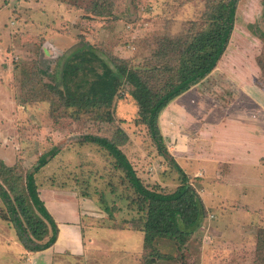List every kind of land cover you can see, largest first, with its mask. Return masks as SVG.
I'll use <instances>...</instances> for the list:
<instances>
[{"label": "rangeland", "instance_id": "374dc122", "mask_svg": "<svg viewBox=\"0 0 264 264\" xmlns=\"http://www.w3.org/2000/svg\"><path fill=\"white\" fill-rule=\"evenodd\" d=\"M214 2L1 0L0 42L12 65V80L11 95L0 93V183L11 197L6 201L0 196V264H23L26 258L28 250L20 239L15 214L20 212L16 201L20 195L39 215L26 188L30 174H34L39 197L43 185L74 189L82 201L81 211L93 227L87 236L96 237L102 246L94 256L63 264L146 263L144 234L135 230L139 213L130 207L135 189L126 173L116 167L105 141L118 145L147 190L172 195L187 178L206 204V218L191 240L182 248L173 241L159 240L154 264H264V236H258L264 231V192L258 205L250 181L254 178L237 175L236 183L249 188L226 192L230 177L224 166L218 169L212 163V153L213 158L198 163L182 160V168L176 160L179 153L186 152L185 140L194 149L200 147L208 159L209 152L202 149L210 146L214 123L222 117L225 121L241 107L253 108L254 104L237 92L236 74L247 70L264 73V0H238L229 43L228 55L235 60L230 73L220 67L201 84L192 95V101L201 102L200 108L184 100L190 104L187 108L161 119L168 130L165 143L140 120L131 95L133 87L127 83L111 107L87 112L66 108L51 90L57 84L55 77L61 83L57 71L61 58L82 46L94 47L105 57L124 59L141 70L161 67L158 79L152 80L158 87L168 76L164 68L177 62L174 51L162 54L163 42H184L205 29ZM219 133L223 148L230 150L232 145L227 142L232 135ZM218 148L222 150V145ZM11 186L16 187L15 192ZM242 210L247 212L242 214L240 227L229 217L236 218ZM52 233L49 227V235L41 243Z\"/></svg>", "mask_w": 264, "mask_h": 264}, {"label": "trees", "instance_id": "16d2710c", "mask_svg": "<svg viewBox=\"0 0 264 264\" xmlns=\"http://www.w3.org/2000/svg\"><path fill=\"white\" fill-rule=\"evenodd\" d=\"M237 3L238 0H215L209 6L205 29L194 33L184 42L180 39H169L168 43L166 39L163 42L162 54L174 51L177 62L175 66L167 65L164 68L168 76L162 78L158 87L152 85V80L158 79L161 67L141 70L130 66L124 59L105 57L94 47L82 46L61 58L57 69L61 83L55 77L57 84L52 85L51 90L66 108L87 112L111 107L127 83L133 87L131 95L139 108L140 120L163 141L158 125L162 111L217 68L230 43ZM105 142L104 147L116 159V167L126 173L135 189L136 197L130 203V207L136 208L139 213L135 230L144 234V248L147 251L145 264H154L152 259L159 255L158 241L167 239L180 248L184 247L201 228L206 218V205L199 193L186 182L187 178L172 195L147 190L118 145L113 141ZM26 183L32 206L39 215L34 214L31 206L19 195L16 201L20 212L17 215L14 210L15 221L20 239L28 252L42 251L55 243L58 228L39 197L34 174L27 176ZM15 191L16 187L11 186V192ZM0 196L6 201L11 200L1 183ZM49 227L52 236L47 242L41 243L49 235ZM263 233L258 235L259 238L264 236Z\"/></svg>", "mask_w": 264, "mask_h": 264}, {"label": "crops", "instance_id": "0c3cea01", "mask_svg": "<svg viewBox=\"0 0 264 264\" xmlns=\"http://www.w3.org/2000/svg\"><path fill=\"white\" fill-rule=\"evenodd\" d=\"M2 10L3 6L0 7V12ZM1 34L2 32L0 31V35ZM230 48L231 46L229 45L219 61L217 68L209 76L197 85L193 86L189 91L173 100L162 111L159 117L158 125L164 143L167 133L166 131L168 130H166L162 125L161 119H166V116L169 115L174 116V114L187 108V105L190 104L197 105L200 108L201 102L195 103L192 101V95L198 90L201 84L206 81V79L214 75L218 68H224V70H228V72L231 70L235 60H233V56L228 55L231 50ZM5 50V46L0 42V93L2 95L4 94L6 96H10V84L12 80V76L10 75L12 72V65L9 64V60L4 54ZM5 61L8 63L6 64ZM236 76L237 92H239L240 96H244L249 100V102H252L254 104L253 108L249 111L245 107H241L239 111L229 113L231 116H227L225 121H223L222 117L219 118L218 122L214 123V127L212 129L213 132H211V138L208 141L210 146L206 148V150L204 147L202 149V151L209 152L207 153L210 155V157L207 156L208 159L205 157L204 153L201 154L200 147L194 149L196 147L191 144V142L190 144L186 142L188 140H185L183 143L185 145L183 150H186V152L179 153L177 156L178 159L176 160L178 165L181 167L182 165L180 161L182 160L185 162L188 160H194V162L198 163L200 162V159L205 161V159L209 160V158H213L210 154L212 153L215 155V161L212 159V163H216L218 169L224 166V169L227 171V174L225 175L230 177V179H228V183L230 185L225 187L226 192L239 193L246 191L244 190L245 188H249L245 185L240 187L239 183H236L237 178H235V176L239 175L240 178L243 177L244 179L245 177L254 178V180H250L251 182L253 181V188H255L256 191L254 193V201H256L258 205H261L260 203L262 202H260V195L264 192V73L262 74L256 72L251 74L247 70L236 74ZM184 100L188 101L190 104L186 105V103L183 102ZM180 104L181 109L178 108ZM188 112L186 114L187 116ZM221 130L226 133L229 132L228 134L232 135V139L227 142L232 145H230V150L223 148L225 145L224 142H221L222 135L219 133ZM204 141L206 142L205 139ZM201 142H199V144ZM168 144H171V142L169 141ZM217 145H222V150L219 149ZM172 153H174V151H172ZM189 155L191 158H187ZM235 169L237 170L233 172ZM217 172L218 171L216 170L213 173L215 174ZM255 177H258V179ZM229 187L232 189L228 190ZM39 192L40 199L57 224V239L51 247L45 250L36 251L34 254L27 252L23 264H55L56 261L57 264H63L66 260L73 262V260H78L77 258H84L87 255L94 256L102 246L99 244L96 237L91 235L87 236V232L93 227L91 222L87 219V216H85V212L83 213L81 211L82 201L78 198L74 189L61 185H43V187H39ZM226 200L228 201L230 199L227 197ZM246 212L247 210L239 211L238 214H235V216H237L236 218L229 217V219H236V225L241 227L243 226L241 221L243 219L242 214ZM238 220L240 222H238ZM244 236L245 235L243 234L242 240L245 238ZM228 242L229 241H227V243ZM222 247L226 248L224 244ZM104 248H106V246H104Z\"/></svg>", "mask_w": 264, "mask_h": 264}]
</instances>
